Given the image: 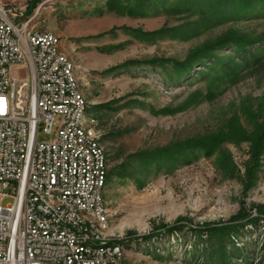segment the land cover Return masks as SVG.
I'll return each mask as SVG.
<instances>
[{"label": "rangeland", "instance_id": "rangeland-1", "mask_svg": "<svg viewBox=\"0 0 264 264\" xmlns=\"http://www.w3.org/2000/svg\"><path fill=\"white\" fill-rule=\"evenodd\" d=\"M128 1L142 6L137 16L110 11L107 0H0V9H11L14 25L60 38L58 49L68 60L67 47L75 48L76 55L83 51L77 74L83 85L78 81V88L87 117L96 122L93 128L108 166L105 238L123 247L127 264H192L185 259L193 246L191 228L250 218L262 225L264 57L223 80L218 79L220 69L207 62L194 65L185 79L173 66L203 54L222 38L256 41L249 49L262 54L264 0H179L177 12L167 9L177 0ZM132 30L167 34L145 40ZM233 50L215 54L227 62L234 58ZM149 61L156 65L145 64ZM130 62L139 65L115 69ZM110 69L115 70L101 74ZM200 72L215 78L205 82ZM24 75L12 71L14 77ZM220 134L231 137L211 156L196 151L184 164L171 163L168 171L129 160ZM129 161L133 178H122L120 167ZM172 225L179 231L161 232ZM152 233L156 236L145 239ZM257 234L242 239L255 242ZM243 241L237 246L243 247Z\"/></svg>", "mask_w": 264, "mask_h": 264}, {"label": "built area", "instance_id": "built-area-1", "mask_svg": "<svg viewBox=\"0 0 264 264\" xmlns=\"http://www.w3.org/2000/svg\"><path fill=\"white\" fill-rule=\"evenodd\" d=\"M9 14L0 9V264H119L116 249H75L104 241L89 229L102 172L96 144L83 143L73 123L57 128L80 106L69 63L55 55L60 38L9 25Z\"/></svg>", "mask_w": 264, "mask_h": 264}, {"label": "trees", "instance_id": "trees-1", "mask_svg": "<svg viewBox=\"0 0 264 264\" xmlns=\"http://www.w3.org/2000/svg\"><path fill=\"white\" fill-rule=\"evenodd\" d=\"M234 3L236 0H233ZM140 2V1H139ZM141 4V3H140ZM180 1L177 0L176 4L169 6L167 9L170 11H180ZM107 8L118 14H128L130 16H137V10L141 9L142 6L139 4L130 5L128 0H107ZM168 10V11H169ZM144 17V13L138 14ZM131 32L137 33L145 40H152L156 37L166 35L165 31H158L154 33H139L136 30ZM263 43V52L259 56L253 54L249 47L253 46L256 41H249L242 38H222L221 40L213 43L211 46L205 49L203 54H195L190 56L185 63H175L173 69L176 73L182 74V78L185 79L189 75L190 69L194 65H201L204 63L214 64L220 69L221 75L218 79H229L237 76L239 72L251 66V64L257 63L259 57H264V38L260 39ZM232 47L234 58L227 62L218 58L216 52L222 51L226 48ZM248 48V49H247ZM212 59V60H211ZM195 60V61H194ZM150 66H155L154 61L145 62ZM252 64V65H253ZM127 65L136 66L139 63L130 62L128 64L119 66L115 69H123ZM209 70L213 69L214 66H207ZM114 69V70H115ZM102 72L101 74H107L114 71ZM200 77H204L205 82H210L211 78H215L213 74L209 72H200ZM230 135L220 134L218 136L207 137L204 139L193 140L189 142H183L175 146H168L163 149L155 150L153 152L138 153L129 157V160H135L139 162L143 168L150 170L160 171L165 169L170 170L173 165L184 164L188 162V156L193 155L196 151L204 153L205 156H211ZM131 161L124 163L120 167V177L132 179L133 176L129 174L128 170L131 168ZM176 162L171 165V163ZM138 185L141 184L138 183ZM234 220V219H233ZM262 225L258 224V219L250 218L246 220H238L236 222L231 221L230 223L223 225H204L191 228L193 231V246L191 251H187L186 261H192V264H264V218H262ZM250 227V229H248ZM173 231H179L178 225H172L169 227H163V233L170 234ZM258 233L257 240L255 242H245L242 236L246 233ZM204 238H203V236ZM156 236L155 233L150 234L146 238ZM238 241H243V247L237 246Z\"/></svg>", "mask_w": 264, "mask_h": 264}, {"label": "bare ground", "instance_id": "bare-ground-1", "mask_svg": "<svg viewBox=\"0 0 264 264\" xmlns=\"http://www.w3.org/2000/svg\"><path fill=\"white\" fill-rule=\"evenodd\" d=\"M9 25L14 24L9 20ZM24 32L32 31L26 29L24 26ZM51 35L53 34L51 33ZM53 37L57 38L55 35H53ZM58 45L59 39H56V42H54L55 55L63 57L66 59V62L69 63L70 81H72L74 94L80 106L79 110L75 112V114H73V111H66L65 114H61L59 121H57V128L68 129V123H73V128H75L77 136L83 140V143L96 144L98 149V161L101 162L100 172H102L100 192H96V202L98 208L96 213H89V229L92 231L94 236L101 238L104 241L85 239V241L75 242V249H89L93 250V253L110 252V250L116 249V251H119V264H127L123 257V247L118 242L110 241L104 236L105 231L108 230L107 209L103 200V193L108 175L107 161L99 144V138L93 128L94 122L86 115V102L78 88V80L74 73V66L63 54H61L58 49Z\"/></svg>", "mask_w": 264, "mask_h": 264}, {"label": "crops", "instance_id": "crops-1", "mask_svg": "<svg viewBox=\"0 0 264 264\" xmlns=\"http://www.w3.org/2000/svg\"><path fill=\"white\" fill-rule=\"evenodd\" d=\"M75 47H77L79 49V46H75ZM74 52H76L75 48L70 49L67 47V54H65V55L70 58L71 62H73V65L77 69V70L75 69V76L77 77L79 83L81 85H83V78H81L79 75H77V74H81L80 69L83 68V51L78 52L77 53L78 56L76 55V53L74 54ZM75 61H77V63ZM75 64H77V65H75Z\"/></svg>", "mask_w": 264, "mask_h": 264}]
</instances>
